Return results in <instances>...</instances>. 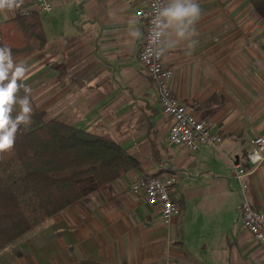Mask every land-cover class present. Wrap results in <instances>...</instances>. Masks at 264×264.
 <instances>
[{
    "label": "crops",
    "instance_id": "0c3cea01",
    "mask_svg": "<svg viewBox=\"0 0 264 264\" xmlns=\"http://www.w3.org/2000/svg\"><path fill=\"white\" fill-rule=\"evenodd\" d=\"M199 2L192 55L181 47L164 58L174 97L221 139L197 152L170 142V118L140 62L145 29L136 12L143 0H51L49 12L26 0L7 19L0 15L2 23L16 13L40 14L45 49L15 57H39L38 109L110 135L141 163L2 249L0 264H264V246L243 224L235 170L244 164L248 200L264 211V161L255 166L247 158L264 134V21L248 0ZM167 174L178 180L180 208L168 226L132 192Z\"/></svg>",
    "mask_w": 264,
    "mask_h": 264
},
{
    "label": "trees",
    "instance_id": "16d2710c",
    "mask_svg": "<svg viewBox=\"0 0 264 264\" xmlns=\"http://www.w3.org/2000/svg\"><path fill=\"white\" fill-rule=\"evenodd\" d=\"M264 21V0H248ZM38 12L0 23V47L16 56L43 51ZM25 95L23 89L17 100ZM32 123L22 126L11 155L0 161V251L56 214L108 188L141 163L110 135L49 119L30 96ZM19 112L13 106V116ZM78 264H105L83 260Z\"/></svg>",
    "mask_w": 264,
    "mask_h": 264
},
{
    "label": "built area",
    "instance_id": "2783aa9c",
    "mask_svg": "<svg viewBox=\"0 0 264 264\" xmlns=\"http://www.w3.org/2000/svg\"><path fill=\"white\" fill-rule=\"evenodd\" d=\"M42 11L49 12L53 5L51 0H35ZM145 6L138 9L136 16L144 25V45L140 53V62L146 72L154 80L162 113L170 118L169 140L173 145L185 148L191 152L199 151L206 145H218L221 139L209 128L206 121L197 118L173 95L171 81L173 71L167 68L165 57L161 60L146 59L145 48L151 51L149 45V27L154 14V0H143ZM156 6H163L164 0H155ZM247 158L252 165H259L264 161V134L254 139L249 147ZM237 179L240 183V207L244 227L254 239L264 246V211L256 210L248 200L245 178L247 172L242 162L235 165ZM178 180L173 175H161L142 180L132 187V192L140 193L146 202L159 209L164 225L171 224L173 219L180 214V208L174 199Z\"/></svg>",
    "mask_w": 264,
    "mask_h": 264
},
{
    "label": "clouds",
    "instance_id": "9594fccd",
    "mask_svg": "<svg viewBox=\"0 0 264 264\" xmlns=\"http://www.w3.org/2000/svg\"><path fill=\"white\" fill-rule=\"evenodd\" d=\"M25 2L0 0V15L7 19L8 13L20 9ZM154 9L149 27L151 51L145 48L144 57L161 60L169 51L181 47L191 56L198 43L197 24L203 15L199 0H164L163 6H156L154 0ZM136 23L131 21L129 29L131 36L139 39L141 33L134 26ZM27 72V65L16 61L11 48L0 47V161L12 154L21 127L32 123L31 89L24 83ZM21 89L25 95L17 100ZM17 103L19 112L13 116Z\"/></svg>",
    "mask_w": 264,
    "mask_h": 264
},
{
    "label": "rangeland",
    "instance_id": "374dc122",
    "mask_svg": "<svg viewBox=\"0 0 264 264\" xmlns=\"http://www.w3.org/2000/svg\"><path fill=\"white\" fill-rule=\"evenodd\" d=\"M38 58H39L38 55L35 54L33 55V57L23 62L28 67V72L26 73V79L24 83L30 87L31 89L30 95L34 96L33 99L36 102V105H38V102H39L38 94H37V91H38L37 86H38V83L40 82V78H39L40 75H39V69H38L40 63L38 62Z\"/></svg>",
    "mask_w": 264,
    "mask_h": 264
}]
</instances>
